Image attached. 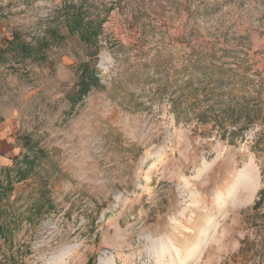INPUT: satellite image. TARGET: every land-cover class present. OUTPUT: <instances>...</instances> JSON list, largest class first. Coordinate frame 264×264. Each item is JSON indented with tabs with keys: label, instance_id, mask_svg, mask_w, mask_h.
<instances>
[{
	"label": "rangeland",
	"instance_id": "obj_1",
	"mask_svg": "<svg viewBox=\"0 0 264 264\" xmlns=\"http://www.w3.org/2000/svg\"><path fill=\"white\" fill-rule=\"evenodd\" d=\"M81 1L96 46L10 52ZM0 180V264H264V0H0Z\"/></svg>",
	"mask_w": 264,
	"mask_h": 264
},
{
	"label": "trees",
	"instance_id": "obj_2",
	"mask_svg": "<svg viewBox=\"0 0 264 264\" xmlns=\"http://www.w3.org/2000/svg\"><path fill=\"white\" fill-rule=\"evenodd\" d=\"M85 8L84 2L79 4L73 2L63 3L55 12L51 22V26H48L43 33V36L32 44H26L24 42L13 39L10 44V52L13 55H19L21 58H37L43 57L45 50H48L51 46L62 43L69 36H77L81 43L89 46H96L98 36L101 31V25L103 18H100L97 14L90 15ZM99 84V78L95 67L89 68L88 64H83L80 68L78 80L75 84V92L72 95L73 101L80 100L88 91ZM200 115V114H199ZM202 118L203 116L200 115ZM34 157L32 159L27 155H23L20 160L19 157L14 158L15 170L9 168L7 172L15 171V177L22 176L30 167L33 166ZM11 182L5 184L0 180V200L5 199L8 192L11 191ZM260 198L254 204V208H257L264 195V187L259 192ZM2 227L0 226V233Z\"/></svg>",
	"mask_w": 264,
	"mask_h": 264
},
{
	"label": "bare ground",
	"instance_id": "obj_3",
	"mask_svg": "<svg viewBox=\"0 0 264 264\" xmlns=\"http://www.w3.org/2000/svg\"><path fill=\"white\" fill-rule=\"evenodd\" d=\"M221 194V193H220Z\"/></svg>",
	"mask_w": 264,
	"mask_h": 264
}]
</instances>
